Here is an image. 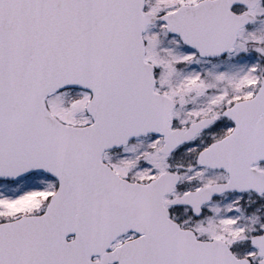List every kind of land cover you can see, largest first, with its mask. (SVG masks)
<instances>
[{
	"label": "snow or ice",
	"instance_id": "snow-or-ice-1",
	"mask_svg": "<svg viewBox=\"0 0 264 264\" xmlns=\"http://www.w3.org/2000/svg\"><path fill=\"white\" fill-rule=\"evenodd\" d=\"M0 264H264V0H0Z\"/></svg>",
	"mask_w": 264,
	"mask_h": 264
}]
</instances>
